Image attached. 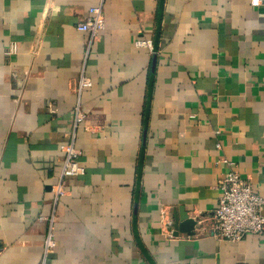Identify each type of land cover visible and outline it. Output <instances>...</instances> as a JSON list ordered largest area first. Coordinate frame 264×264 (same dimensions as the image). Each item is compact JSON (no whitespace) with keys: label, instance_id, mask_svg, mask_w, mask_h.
<instances>
[{"label":"crops","instance_id":"crops-1","mask_svg":"<svg viewBox=\"0 0 264 264\" xmlns=\"http://www.w3.org/2000/svg\"><path fill=\"white\" fill-rule=\"evenodd\" d=\"M97 2L0 0V264L42 261L77 97L84 171L45 264H264V234L212 229L230 166L264 197V0H103L88 48Z\"/></svg>","mask_w":264,"mask_h":264},{"label":"built area","instance_id":"built-area-1","mask_svg":"<svg viewBox=\"0 0 264 264\" xmlns=\"http://www.w3.org/2000/svg\"><path fill=\"white\" fill-rule=\"evenodd\" d=\"M262 0H251L253 5H259ZM103 0L88 7L83 20L76 23V28L88 33L87 47L91 45L93 38L104 27ZM138 46L152 50L149 39L140 38L135 41ZM90 85V79L81 71L76 83V94L79 96L84 87ZM84 117L80 109L79 98L73 107V123L68 131L67 138L61 144L62 157L59 173L51 186L53 193V208L47 217L39 219L47 220V231L43 242V256L40 264H45L46 257L55 246L53 225L55 222V204L57 200L67 192L66 181L83 173L84 168L80 164L79 149L75 146V131ZM220 161L231 164L228 159ZM219 189L218 204L213 211V232L227 241H239L249 233L264 234V197L259 195L252 185L230 166V168L217 181Z\"/></svg>","mask_w":264,"mask_h":264},{"label":"water","instance_id":"water-1","mask_svg":"<svg viewBox=\"0 0 264 264\" xmlns=\"http://www.w3.org/2000/svg\"><path fill=\"white\" fill-rule=\"evenodd\" d=\"M262 214L264 215V207L262 209ZM196 221L188 217L186 212L181 213L177 218H175L174 227L179 231L191 233Z\"/></svg>","mask_w":264,"mask_h":264}]
</instances>
